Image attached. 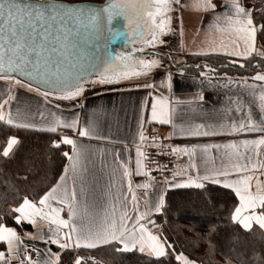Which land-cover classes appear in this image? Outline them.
<instances>
[{
    "label": "crops",
    "instance_id": "crops-1",
    "mask_svg": "<svg viewBox=\"0 0 264 264\" xmlns=\"http://www.w3.org/2000/svg\"><path fill=\"white\" fill-rule=\"evenodd\" d=\"M145 1L103 34L106 45L76 92L57 97L54 89L18 79L7 107L6 95L1 97V117L62 130L70 150L54 186L38 202L26 199L17 208L18 221L31 228L0 226L5 244L0 264H58L65 248L111 242L162 256L167 244L148 222L175 187L210 182L228 187L238 195L237 217L244 226L260 218L263 71L254 76L216 74L208 67L185 71L189 55L264 57L261 25L253 16L260 0H186L180 11H163L162 28V10ZM0 82L7 91L9 83ZM157 127L166 130V140L184 161L167 181L145 170V148L158 142L150 136ZM83 258L97 261L94 255L78 261Z\"/></svg>",
    "mask_w": 264,
    "mask_h": 264
},
{
    "label": "trees",
    "instance_id": "trees-1",
    "mask_svg": "<svg viewBox=\"0 0 264 264\" xmlns=\"http://www.w3.org/2000/svg\"><path fill=\"white\" fill-rule=\"evenodd\" d=\"M253 10L255 22L261 25L259 38L264 45V0L255 4ZM187 60L188 74L206 67L213 73L233 76L264 73V57L256 55L244 59L220 54L189 55ZM12 137L17 145L7 155ZM69 150L62 130L20 126L0 116V226L16 227L19 231L31 228L18 221L17 208L26 199L38 202L54 186L67 165ZM239 205L234 190L211 182L170 188L162 211L155 216V230L167 244L164 255L124 250L118 242H111L101 247L65 248L58 264H183L180 254L197 264H264V204L258 209L260 218L250 226L238 220ZM4 248L0 242V250ZM84 254L94 255L97 261H78Z\"/></svg>",
    "mask_w": 264,
    "mask_h": 264
},
{
    "label": "water",
    "instance_id": "water-1",
    "mask_svg": "<svg viewBox=\"0 0 264 264\" xmlns=\"http://www.w3.org/2000/svg\"><path fill=\"white\" fill-rule=\"evenodd\" d=\"M141 1L130 4L139 8ZM120 3L0 0V76L42 89L76 87L90 65L97 64L103 34L126 16L128 3L124 8Z\"/></svg>",
    "mask_w": 264,
    "mask_h": 264
},
{
    "label": "built area",
    "instance_id": "built-area-1",
    "mask_svg": "<svg viewBox=\"0 0 264 264\" xmlns=\"http://www.w3.org/2000/svg\"><path fill=\"white\" fill-rule=\"evenodd\" d=\"M150 136L158 142L145 148L144 161L148 176L162 181L173 179L183 164V159L166 140V130L163 127H157Z\"/></svg>",
    "mask_w": 264,
    "mask_h": 264
},
{
    "label": "rangeland",
    "instance_id": "rangeland-1",
    "mask_svg": "<svg viewBox=\"0 0 264 264\" xmlns=\"http://www.w3.org/2000/svg\"><path fill=\"white\" fill-rule=\"evenodd\" d=\"M149 1H150V6L151 7L158 6V8L160 10H162L161 13H160V17L162 18L163 21L160 20V25H161L160 28H162L163 26L166 27V23H164L165 20H164V16H163V14L165 13L166 10H167L168 13H174V11H180L186 4V0H148V1H145V3H146L145 5L146 6L149 4ZM120 4H121V6L123 8L126 5V7H127V9L125 11L126 15H129L130 8H134L135 7V4H130V3L125 4L124 3L125 5H123L122 2ZM142 6H143V4L139 5V8H141ZM138 10H141V9H138ZM163 11H164V13H163ZM127 23H129V21H127ZM17 78L18 77L8 76V75L0 76V81L6 80L9 83V85H7V91L6 90L3 91L4 88L0 87V93L4 92V93L0 94V100H1L2 96L6 95L5 96L6 107H7V104L9 102L8 97L9 96H13L14 92L18 89L17 87H18L19 84H17V83H18L19 80ZM27 84L30 85L29 83H27ZM20 86H22L23 89H26V87H25L26 85L20 83ZM72 92L73 93L76 92V87H72V88H69L68 90L65 89V90H62V91L60 89L54 90V94H56L57 97H64V95L68 96ZM16 145H17V140L14 137L10 138L9 144H8V146L6 148V154L7 155H11L14 152V150L16 148ZM155 232L159 233V231L157 229L155 230ZM87 255L92 257V255H90V254H84L83 256H87ZM85 259L86 260H92L90 258H83L84 261H85ZM179 259L181 260L180 262H182L183 264H197V263L189 260L188 258H186V256H184L183 254L179 255Z\"/></svg>",
    "mask_w": 264,
    "mask_h": 264
},
{
    "label": "snow or ice",
    "instance_id": "snow-or-ice-1",
    "mask_svg": "<svg viewBox=\"0 0 264 264\" xmlns=\"http://www.w3.org/2000/svg\"><path fill=\"white\" fill-rule=\"evenodd\" d=\"M121 2L122 3H130V2H132V0H121ZM97 247H101V246L98 245Z\"/></svg>",
    "mask_w": 264,
    "mask_h": 264
}]
</instances>
